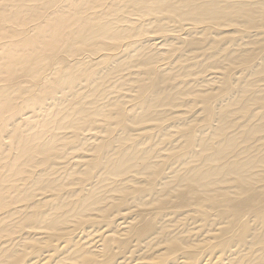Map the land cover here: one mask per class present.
Instances as JSON below:
<instances>
[{"label":"bare ground","instance_id":"obj_1","mask_svg":"<svg viewBox=\"0 0 264 264\" xmlns=\"http://www.w3.org/2000/svg\"><path fill=\"white\" fill-rule=\"evenodd\" d=\"M0 264H264V0H0Z\"/></svg>","mask_w":264,"mask_h":264}]
</instances>
